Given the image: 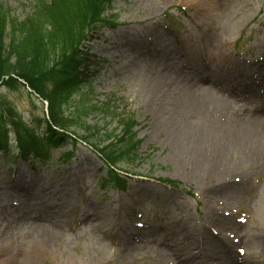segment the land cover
<instances>
[{
    "label": "rangeland",
    "instance_id": "obj_1",
    "mask_svg": "<svg viewBox=\"0 0 264 264\" xmlns=\"http://www.w3.org/2000/svg\"><path fill=\"white\" fill-rule=\"evenodd\" d=\"M208 1L213 6L199 0L113 1L109 13L118 15L119 26L97 29L87 44L96 56L89 71H99L90 100L114 109L107 115L91 109L80 131L85 136L86 126L97 127L107 144L109 132L121 131L118 113L134 117L142 145L137 159L124 164L131 171L127 187L104 185L108 164L82 141L68 142L42 161L0 153V264H179L182 257L192 264H226L230 251L238 262L264 264V157L243 168L241 153L216 146L202 151L205 160L197 163V127L185 144L193 153L176 156L169 115L155 114L158 97L144 99V88L160 72L191 91L196 74L212 70L228 82L213 91L230 113L219 123L222 146L225 137L250 132L235 117L264 115V0ZM34 3L0 0L18 20ZM257 60L262 64L254 65ZM244 83L258 93L239 92ZM0 99L41 130L47 105L27 85L0 84Z\"/></svg>",
    "mask_w": 264,
    "mask_h": 264
},
{
    "label": "trees",
    "instance_id": "obj_2",
    "mask_svg": "<svg viewBox=\"0 0 264 264\" xmlns=\"http://www.w3.org/2000/svg\"><path fill=\"white\" fill-rule=\"evenodd\" d=\"M34 1L32 12L24 20L10 18V10L0 5V81L10 87L25 81L48 101V114L44 113L39 131L33 126L36 120L24 119L0 99V150L11 152L10 144L15 140L25 152L32 148L40 155L83 139L111 167V184L122 187L126 180L117 169H124L123 162L136 159L142 143L135 130L137 121L126 112L118 113L121 132H109L107 140L112 141L107 144L97 127L86 126L89 134L85 136L80 131L81 118L91 109L103 108L106 115L114 109L111 103H92L95 75L87 78L84 73L89 62L85 41L95 27L109 21L105 13L113 0ZM75 94L81 101L71 110ZM164 182L178 186L172 179Z\"/></svg>",
    "mask_w": 264,
    "mask_h": 264
},
{
    "label": "bare ground",
    "instance_id": "obj_3",
    "mask_svg": "<svg viewBox=\"0 0 264 264\" xmlns=\"http://www.w3.org/2000/svg\"><path fill=\"white\" fill-rule=\"evenodd\" d=\"M199 2H203V5L213 6L208 0H199ZM223 9H220V13H223ZM262 56H264V53ZM173 57L174 55H170L169 58ZM178 59L180 58L176 56L174 61ZM262 61H258L256 65L262 64ZM196 75L198 78L196 83L191 86V91H188L185 86L178 85L179 83L173 80H168V75H165L163 72L156 74L154 81L149 83L143 90V93L145 91V100L148 96L158 97L156 103H159L160 106H155V114L164 112L169 115L166 120V125L170 132L173 133L171 134V139H173L177 150V154L175 155L183 158L193 153V150L185 144L197 127L198 130L202 131L201 140L197 144L198 148H196L201 154V157L195 159L197 163L200 159L205 160V154L203 152L209 148L214 149L216 146L220 147L226 154L233 152L232 150L236 153H241L243 160L240 161L241 163L238 166L243 168L256 157H264L262 154L264 152V115H259L252 119L238 116L240 120L235 117L234 121L236 123L242 122L244 128L250 130V132L248 135L244 133L239 136H227L223 139L227 144L222 146L221 141L219 142V134L223 130V126L219 123L224 116L227 117L230 113L226 108L227 104L224 103L222 98L217 97L218 95L213 91L214 89L223 90V85L228 83L227 79L226 77L216 75L212 70H204ZM263 96L261 94L260 98H263ZM254 98L256 97H250L249 99ZM210 117H213V119ZM171 139L170 141H172ZM251 146L253 147L252 151H250ZM22 181L18 180L15 186L21 187ZM235 184L233 183L232 185L236 186ZM208 235L211 236L212 234L208 232ZM46 243L43 245V251H46L48 248ZM182 245L185 246V239ZM195 253V251H192V254ZM237 258H239L237 255L229 252L226 264H245L243 261L238 262ZM30 261L26 264H30ZM32 261L38 262V256H35ZM179 264L192 263L191 259L182 257Z\"/></svg>",
    "mask_w": 264,
    "mask_h": 264
}]
</instances>
